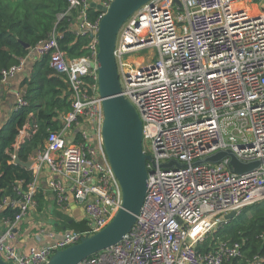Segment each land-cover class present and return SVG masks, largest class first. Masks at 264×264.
<instances>
[{"label": "built area", "instance_id": "obj_1", "mask_svg": "<svg viewBox=\"0 0 264 264\" xmlns=\"http://www.w3.org/2000/svg\"><path fill=\"white\" fill-rule=\"evenodd\" d=\"M114 1L69 0L60 16L75 14L71 30L89 38L86 55L70 58L60 43L65 34L54 32L26 57H49L50 67L68 83L72 111L60 115V129L49 133L31 159L34 180L26 186L19 181L15 196L0 199V215L13 213L3 216L0 231V259L8 264H47L56 252L102 231L122 208V188L103 139L98 34L105 14L92 8L93 3L109 8ZM245 2L153 0L122 27L115 57L123 96L140 114L144 152L152 159L148 193L131 232L80 264H233L244 258L241 242L200 248L230 222L229 214L238 216L264 201V164L241 176L228 158L195 163L219 151H232L246 163L264 160V0ZM91 10L100 14L96 20L90 19ZM25 59L2 72L0 92ZM30 107L26 93H20L14 113ZM33 118L30 114L19 130L13 163L39 130ZM173 160L184 168L161 169ZM44 168L57 208L82 205L85 229L49 231L42 222L37 235L44 244L22 251L15 231L37 211ZM263 262L256 256L252 264Z\"/></svg>", "mask_w": 264, "mask_h": 264}, {"label": "trees", "instance_id": "obj_2", "mask_svg": "<svg viewBox=\"0 0 264 264\" xmlns=\"http://www.w3.org/2000/svg\"><path fill=\"white\" fill-rule=\"evenodd\" d=\"M68 1L0 0V80L4 70L19 65L31 49L47 41L54 32L65 34L60 43L70 58L87 54L89 38L77 36L71 30L75 14L73 17L60 19L69 8ZM99 15L95 10L89 11L92 21ZM68 89L65 78L58 76L50 67L49 57H44L27 95L31 107L14 113L0 132V199L15 196L14 187L19 181L26 186L34 180L32 171L13 163V145L19 130L25 125L30 114H34L33 122L38 124L39 130L18 152L21 161L29 162L35 153L45 147L49 133L60 129V115L72 111ZM37 199V211L42 214L48 204L47 196L41 190ZM12 214V211H6L2 216ZM58 217V229H85V221L76 222L62 212L58 213ZM221 241L244 243V258L234 261L233 264H252L256 256L264 257V201L241 212L210 237L207 246L200 250L208 251L211 249L210 243L215 246Z\"/></svg>", "mask_w": 264, "mask_h": 264}, {"label": "water", "instance_id": "obj_3", "mask_svg": "<svg viewBox=\"0 0 264 264\" xmlns=\"http://www.w3.org/2000/svg\"><path fill=\"white\" fill-rule=\"evenodd\" d=\"M152 1L115 0L109 8L92 4L93 9L105 14L100 22L98 34L99 90L105 114L103 139L109 162L122 188L123 204L106 228L93 236L82 238L79 243L65 250L56 252L47 264H80L117 245L131 232L145 204L150 173L147 162H151L152 159L144 152L143 123L140 114L123 96L115 50L119 32L125 23ZM25 47L29 49L27 44ZM67 95L70 96V92ZM227 158L230 159L233 172L241 176L254 172L264 164V160L246 163L232 151H219L196 162L195 166L218 164ZM14 164L28 171L33 166L32 161H21L18 154ZM174 167L184 168L174 160L161 165V169L164 170ZM236 217V213H231L227 219L232 221ZM0 264L8 263L0 259Z\"/></svg>", "mask_w": 264, "mask_h": 264}, {"label": "crops", "instance_id": "obj_4", "mask_svg": "<svg viewBox=\"0 0 264 264\" xmlns=\"http://www.w3.org/2000/svg\"><path fill=\"white\" fill-rule=\"evenodd\" d=\"M77 31V27L73 28ZM44 57H34V58H26L24 60V67L23 69L13 78L10 80L9 84L3 88L0 92V132L4 129L6 124L11 120L16 102L17 97L20 93H26L28 95L30 84L33 81L34 75L40 69L41 63L43 62ZM37 153L33 155L35 157ZM39 189L42 190L44 194L47 196L48 200V208L53 206L55 209L52 212H47L43 214H39L38 211L29 214V216L17 226L15 231L17 236V248L21 249L22 251H27L30 247L33 246H42L46 240H42L38 237V231L40 227V223L44 222L47 226V230H55L58 232L63 231L64 229H58L60 227L58 225L59 217L58 213L60 211L54 200L53 193L49 190L48 187V178H49V171L44 168L39 173ZM46 206V208H47ZM62 213L66 214L72 220L76 222H84L85 219V210L82 205L75 204L74 202L70 205V207L63 211ZM43 218L45 215L49 217L52 222H55L54 225L47 223L44 220H41V216ZM3 216L0 215V231H4L5 227L3 225ZM65 231V230H64Z\"/></svg>", "mask_w": 264, "mask_h": 264}, {"label": "rangeland", "instance_id": "obj_5", "mask_svg": "<svg viewBox=\"0 0 264 264\" xmlns=\"http://www.w3.org/2000/svg\"><path fill=\"white\" fill-rule=\"evenodd\" d=\"M243 1H244V3H246L245 0H243ZM248 5H249V3H248ZM145 54H146V52H142L141 53V55H145ZM67 142H68L69 145H71V144H73L74 139L73 138H68V141ZM146 150L149 152V154H151V150H150V148L147 145H146ZM54 209L55 208L53 206H50L49 208L47 206L46 210L42 214L44 215L47 212V210H49V212H52ZM43 215L41 216L42 217L41 220H44V221H46L47 223H49L51 225H54L55 224V222H52L47 215H45L44 218H43Z\"/></svg>", "mask_w": 264, "mask_h": 264}]
</instances>
